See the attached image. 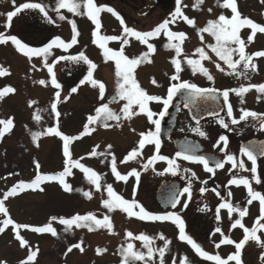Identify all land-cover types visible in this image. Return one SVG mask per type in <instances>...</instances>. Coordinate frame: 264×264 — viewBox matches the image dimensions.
<instances>
[{"label":"snow or ice","instance_id":"snow-or-ice-1","mask_svg":"<svg viewBox=\"0 0 264 264\" xmlns=\"http://www.w3.org/2000/svg\"><path fill=\"white\" fill-rule=\"evenodd\" d=\"M176 8L170 14V18L163 20L157 26L149 31L136 30L126 24L124 18L112 7L98 5L96 0H56L55 11L57 13L59 20H67L71 26L72 36L70 41L66 42L61 37L56 36L47 45L43 47H31L24 43L16 35L7 34L5 32H0V45H7L11 43L16 51L31 61L34 57H39L42 60V65L47 69L50 80L41 79L34 81V83L40 84L41 86L47 87L50 83L52 87L57 89L55 92V97L50 105V114L54 117L56 123L54 126L44 128L42 131H30L31 139L35 146L39 147V140L44 136H56L60 138L63 142L62 155L63 168L62 170L55 173H44L41 171V164L39 161H34L35 175L30 181L19 180L10 189L5 191L0 198V214H2L3 219L0 220V234L4 233L9 227L12 228L14 232V238L19 242L21 248L28 249V255L25 259L21 260L19 264H35L36 258L39 253L38 247L33 248L29 241H27L22 235L21 230H29L38 234H51L53 237H57L58 233L56 228L53 226L54 223H59L64 226V231L69 232L75 229L86 228L89 232L96 231L98 229H107L109 234L115 235L114 225L111 221L109 215H104L102 219L97 218L95 213L89 212L86 214H74L70 217L64 216H52L49 221L43 226H33L29 224H22L16 222L10 215L9 209L5 202L9 198L15 197L24 191H39L43 193L45 188L43 185L48 183H57L61 189L66 193H71L73 191L81 192L82 195L87 199H92L91 191H84L83 189L76 188L68 182V178L74 175V169L79 170L83 174V178L94 187V189L99 192L102 188L107 194V199L101 201L102 207L107 209L108 212H113L115 210H120L125 213L129 218H136L141 221H151V222H165L169 221L175 224L178 228L177 239L187 243L193 251L202 259L206 261L214 262V264H244L243 262V249L248 244L249 241H254L258 246L264 248V239H261L262 233H264V194L259 191H255L252 188V181L256 184L262 182L261 176L257 172V158L258 156H264V142L258 144H252L242 146L240 149L241 156H246L249 161H251L252 167L250 169L246 168L245 163L242 159H238L234 154L227 153L228 147V137L221 135L217 142L213 145L215 148L225 153L224 160H214L210 159L204 155L195 154V149L189 150L184 149L183 151L176 152L174 157H168L160 153L162 147L161 141V124L166 115H169V107L173 105V100L179 95L183 98V107L192 108L197 105L198 100H217V93L222 95L224 106L227 109V116L231 118V124L236 125L242 121L247 120L249 117L253 119H260V129L264 130V114L256 113L251 110L241 109V115L237 119L233 114V107L229 102L230 93H235L239 97H243L245 93L255 88L259 93L264 94V84L259 85H249L247 87L241 86L236 89H225L218 90L215 88H202L196 83H192L188 80H183L181 78V72L183 71L182 65L185 63L192 69L193 75L197 72L207 77L209 81H213L214 77L210 74L209 70L203 66V61L210 60L211 57L205 51L209 49L216 57L223 61L227 65L228 69L231 71L227 74L229 75H246L247 71L251 69L252 71L257 70V65L253 63L254 58L264 57V50L256 51L254 53H247V44L254 42L257 33L264 34V24L255 22L253 19L246 16H242L239 11L237 0H217V5L223 9L230 10L231 15H225L221 13L216 19L208 20L204 27H197L196 21L193 18H189L182 10L181 2L182 0H175ZM204 0H196V5H200ZM261 4H264V0H260ZM13 10L6 13V22L4 24L5 29L11 27L13 18L18 14L26 10H38L43 16L48 20L49 23H55L51 17L48 16L47 8L48 6L40 3L33 2V0H26V2L17 4L16 0H12ZM186 7V5H185ZM66 9L67 12L72 13L74 16L86 15L92 23L95 25V29L92 32L93 43L97 45L102 50V56L104 62L109 61L114 63V75L116 77V88L114 95L107 100L106 103H101L95 108L94 114H89L86 118V123L83 126V131L76 136L64 134L59 127V120L61 113L58 111V104L61 102V84L57 81L56 73L54 67L61 60H72L77 63L83 62L88 65L87 75L83 80L80 81L81 84L89 83L93 88H98L99 99L104 101L106 93V85L99 80L94 78V70L98 68V65L90 60L83 51L78 53L76 56H60L54 59L51 63L48 61V57L52 55L51 50L53 47L61 48L67 51L72 46L78 43V37L80 35L77 28L75 20L68 19L65 15L61 14V10ZM208 11L211 13L212 9L209 8ZM103 12L111 13L120 23L122 28V33L120 35H102L101 28L102 23L100 15ZM182 20L190 27H193L197 31L201 43L204 44L205 33L212 36L215 40L214 44H205L203 47H198L195 49L193 55L198 56V58L193 59L191 57L185 56L183 54V43L188 36L185 32L173 31L170 25L175 24L177 21ZM244 28L251 29V34L247 36V43L240 35L241 30ZM163 34L166 37L167 42L164 47L168 50H173L175 55L170 59V63L174 68L173 74L169 77L170 83L167 88V93L165 96L150 94L145 88H143L137 79V69L145 64L152 63V56L156 53V45L150 41L159 38ZM138 41L140 44L146 46V51L141 52L138 55H128L126 54V48L130 47L132 40ZM119 42V49H113L109 47L110 42ZM184 56L183 59L181 57ZM234 56H238V59H234ZM240 65H243L244 72H238L237 69ZM32 68L35 69L36 65L33 64ZM217 70L224 72L225 69L221 67L219 63L216 64ZM11 75L10 69L0 65V77ZM151 84L155 87H160L158 81L153 77L151 79ZM16 89L10 85L4 86L0 89V100L9 94H14ZM72 93L77 92V88L71 89ZM64 101L68 97L63 98ZM259 99V98H258ZM122 102V103H121ZM38 102L36 100H29L28 106L33 107ZM121 104L119 111H116L110 107L111 104ZM157 103L161 104L163 107L159 112L153 111L151 104ZM243 103V100H241ZM177 111H179V105H176ZM45 109L36 108L33 112L32 119L39 124L43 119L41 113ZM223 111V108H221ZM145 116L150 125L154 126L146 131L138 133L139 140L136 146L133 147L127 155L124 157L120 163L127 164L131 161H137L143 157V151L146 146H154L153 155L148 157L146 162L142 163L141 167L144 171L152 168L156 171L154 165L156 162H165L167 167L163 172H158V175H164L165 173H170L173 176L184 173H191L189 177H182L187 179L188 183L182 190L174 191L168 203L172 208H176L177 205L181 203V197L187 195V199L183 204V208L188 207V202L191 200V189L192 180L196 179L195 172L191 169H183L179 163L178 159H183L190 163H197L203 166L204 170L209 173H215L217 169H223L226 163H230L232 169L239 168L243 171H250L252 174V180L247 177H233L228 181L229 185L234 186H244L247 190L248 200L247 204L251 205L253 201H259L260 213L259 216L254 220L251 227L246 226L244 223V217L248 215V208H241L239 205H234L230 199L221 198V202L216 206L215 209V220L217 222V227L211 233L212 236L220 234L221 239L219 242H214L216 249H219L222 245H232L235 248L233 253H230L226 258L222 257L218 252L216 254H210L201 244H199L192 236L186 233V225L182 216L175 211H165L163 213H153L148 211L141 203L135 199L136 188L133 189V199H125L121 194L117 193L113 188L112 184L102 185L103 175L97 172L94 168L87 166L82 161L86 158L81 156L78 159H74L71 152V145L74 141L83 138V136L90 135L96 131V127L100 126L105 129L112 127H123V122L131 121L138 116ZM209 116L219 117L218 111H211L208 113ZM195 114L192 115V119L196 123V127L192 128V131L201 137L207 138V133L200 127V119ZM114 122V123H110ZM218 123L225 129L229 128V124L225 122L223 118L218 119ZM14 117H9L7 119H0V140L10 133L13 128ZM135 131V129H132ZM221 144L223 145L221 147ZM99 145L93 147V149L87 154V158L92 157H104L105 159L101 161L104 163L110 157L109 165L112 175L117 181L127 182L129 177H135L137 181V186L140 181L141 173L137 169L133 168L127 174H122L117 167V157L114 152H112L113 146L111 144L106 146L104 151H98ZM9 175H18V173H9ZM202 183H207L206 181ZM206 191L205 188H201L200 192L203 194ZM215 194L220 197L221 193L214 190ZM232 193H228V197H231ZM221 210H226L228 213L229 220L232 221L230 228H239L243 231V238L237 242L233 240L229 235H226L220 226L222 221ZM199 211L205 212L210 211L207 204L200 208ZM238 213V218H233V214ZM125 238L128 241L138 240L142 243V247L147 249V252L138 251L135 249V245L132 242L122 244L118 249L121 256V264H136L138 261H143L144 264H150L153 257L158 253L159 264H165V255L169 250V245L171 240H169L163 233L158 235L160 240L164 241L163 247L156 248L153 246L154 241L157 237H152L145 233H140L134 235L131 231H126ZM84 241L81 239L79 242L71 244L66 252L71 253L73 249H78L81 253L85 251L83 247ZM107 251L105 248H97V255H102ZM261 261H264V253L260 255ZM0 264H7L6 260H0ZM175 264V260L173 261ZM180 264H191L187 257H184Z\"/></svg>","mask_w":264,"mask_h":264},{"label":"flooded vegetation","instance_id":"flooded-vegetation-1","mask_svg":"<svg viewBox=\"0 0 264 264\" xmlns=\"http://www.w3.org/2000/svg\"><path fill=\"white\" fill-rule=\"evenodd\" d=\"M115 1H119L120 3H122V6H125L127 8L129 7L130 10L136 11L137 13L145 12L148 9L151 11L154 9H159L161 12L163 10L165 14H167L166 16H164L165 19H168L170 17L169 14L172 11V5H173L172 3L175 2V0H152V3H149V1L147 0H96V3L98 5L103 4V6L112 7L114 9L115 7H113V5L115 4L114 3ZM23 2H26V0H16L17 4ZM33 2H40L47 5L48 16L51 17L52 20L55 21V23H49L48 20L43 16V14H41L38 10H26L18 14L16 17H14L11 23V27L5 29L4 24L6 22V13L13 10V5H12V0H0V32L16 35L19 39H21L22 42L28 44L31 47H43L47 45L56 36L61 37L66 42L70 41L72 36L71 26L67 22V20L58 19L57 13L54 10L56 6V0H33ZM238 2L239 1L237 0V3ZM117 12L124 18L125 22L128 21L127 18L122 15L121 10L117 9ZM61 14L65 15L70 20H75L80 35L78 37V43L72 46L71 48H69L67 51L61 48L53 47V49L51 50L52 55L48 57L49 63H51L57 57L76 56L78 53L83 51L90 60H92L94 63L98 65V68L94 70V78L96 80L102 81L106 85L105 99L104 101H101L99 99L98 88H93L87 82L84 84L80 83V81L83 80L84 77L87 75V70H88L87 64L83 62L77 63L72 60H61L59 63L55 65L54 71L56 73V78L57 81L62 86L61 89H59L61 93V102L58 104V111L61 113L59 120V127L66 126L67 131L69 132L68 135L76 136L83 131V126L86 123V117H87L86 114L87 112L85 111L86 102L85 101L82 102L81 98L85 97L86 94L89 91H91L90 93H88L89 95H94L96 93L95 94L96 97H94L96 100L93 101L95 102V105L99 106L101 103H106L107 100L110 99L111 96L114 95L115 93L116 77L114 75V71H115L114 63L111 61L107 63L104 62L102 56V50L97 45L91 43L90 41H88V43H86L85 45L81 44V41H84V39H86L88 33L87 29L89 28L90 30L95 25L81 23L80 26L78 19H76V16H74L72 13L67 12L66 9H62ZM101 14L102 15L109 14L107 15V17H109L108 21H106L107 24L112 23L113 20L118 21L111 13L103 12ZM62 25H64L65 28H63ZM115 25L116 26L114 30L120 29L121 30L120 33H122V28L119 21L118 23L115 22ZM133 25H135L134 22ZM102 28L104 27L102 26ZM93 31L94 28L93 30L92 29L90 30L88 38L92 39ZM68 32L70 35V39L66 38ZM63 33H65L66 35H64ZM101 34L107 35L105 28L103 29ZM80 37L81 39H79ZM159 40L160 37L151 41L156 45L157 48L156 53L153 55L155 59H152L153 61L152 63H148L147 65L145 64L141 65L137 69L136 75L141 86L145 88L149 93L151 92L150 94L165 96L167 93V88L170 83L169 80L170 76H167V78L164 79V76L163 75L161 76L160 73L159 74L156 73L153 75L154 78L160 84V87H155L152 84L148 85L147 77L145 76V74L147 73L146 72L147 68H151V66L155 67L157 64V60L159 61L162 56L168 57L169 60L168 62H170V59L174 56L172 50H169L168 53H166L165 50H162L160 48L161 46L159 45ZM132 41L134 43L137 42L134 39ZM250 44H247L246 47V52L249 54L256 52L255 50L254 51L250 50L251 48ZM108 46L113 49H119L120 43L114 41V42H110ZM131 46L132 43H130V47L126 48V54L130 56L137 55L135 54V50H134L135 48H137L139 52L141 51L140 50L141 47L145 49L141 44H139L137 47L134 48ZM89 51H93V53L95 52L94 59L89 57ZM11 54L14 55L13 61L12 60L10 61L9 59V57H11ZM16 57L25 62L26 73H24L22 76L24 80L27 79L29 81V79H31L32 82L41 79L50 80L47 69L44 68L42 65L41 58L34 57L31 61H29L28 58L18 53L15 47L11 43H9L7 45H0V65L9 68L11 72V75L0 77V89L6 86L4 83L7 84H9V82L12 83L11 82L12 78L15 77V75L18 77V75L20 74L19 72H16L17 71L16 69L20 67V65L18 64V60L15 59ZM258 62H259L258 58H254L253 63L256 64ZM17 64H18V68L16 67ZM33 64L36 65L35 69L32 68ZM158 64L159 66H161L162 63L159 62ZM169 65H171L172 70L174 72V68L172 64L170 63ZM25 69L21 68V70H25ZM237 71L244 72L245 70L243 68V65H240ZM224 72L220 71V75L218 77H215L213 81H209V80L206 81L203 79L204 78L203 75H199L197 77L201 76L200 77L201 80H199L200 83H196V84L202 88H215L221 90V92L222 90L225 89H236V88H240L241 86L247 87L249 85L264 84V82L261 83L257 81L259 80V77L256 71H252L251 69H249L246 75H237L235 80H238L239 85L238 87L232 88L229 86L228 82H230L232 85L234 83L233 82L234 80H228L227 77L228 75H226ZM188 74H189V79L187 80L189 81H194L197 78L196 74L193 75V72ZM183 75L186 76V74ZM106 77L109 78V81L106 80L107 79ZM41 88L44 94L43 99H45L46 94H48L49 97L51 94L50 100H54L53 98L55 97V92L57 91V89L52 87L50 83L48 84L47 87L41 86ZM72 88H77V92L72 93L71 92ZM217 95L219 99L215 100L212 103V109L210 110V112L218 111L219 117H214L209 115L204 117L203 113H194L196 116L202 117L200 119V127L202 130H204L207 133V138L201 137L192 131V128L196 127V123L192 119L193 114H191L190 111L185 109L183 106L181 107L180 113L177 115L178 117L175 121L173 128L167 127L168 129L163 132L162 125L164 120L162 121L161 137H160L162 141V147L160 153L162 155L171 158L174 157L176 152L178 151H183L184 149H189V150L195 149L196 150L195 154L204 155L208 157L210 161L224 160L226 154L221 152L219 148L213 147V145L217 142L218 138L221 135H225L228 137L227 153L234 154L237 156L238 159H242L245 163L246 168L250 169L252 167L251 161H249L246 156H241L240 149L242 146L249 145L250 142L252 144H258L260 142H264V130L260 129V119L259 118L253 119L249 117L247 120L242 121L236 125L231 124V118L227 116V109L224 106L222 95H220L219 93H217ZM6 97H4L3 99H9L10 95ZM64 97H68V99L64 101L63 99ZM13 98H15V96H13ZM43 99L41 98V100ZM178 100H179V95L173 100V104H175ZM241 100H243V103H241ZM229 102L233 107V114L237 119H239V116L241 115V111H240L241 109H247L254 111L256 113L264 114V94L259 93L255 88L245 93L242 98L237 96L235 93H230ZM50 105H48L49 108ZM61 107L62 110H60ZM110 107L116 111H119L121 104L114 103L111 104ZM151 107L153 111L159 112L163 106L161 104L153 103L151 104ZM75 108L84 110V113L82 112L83 113L82 115H78ZM172 108L173 105L169 107V110ZM221 108H223V111H221ZM208 113L209 112H207V114ZM0 114L3 117L4 114L2 113ZM14 115L16 117L18 116L19 120L23 118L21 116V113H19L18 111H16ZM32 116L29 120H26L27 122H23V123L18 122L17 127L22 124V126L24 127L23 130L25 129L31 130L32 128L30 125L32 123L38 125L39 128L42 129V128L50 127L52 122H54L52 126H54L56 123L54 117L50 113H48L46 117L43 115L42 117L44 118L41 120L39 124H37L32 119ZM219 118H223L225 122L229 124V128L227 129L223 128L218 123ZM110 123H114V122H110ZM153 127L154 126L149 124L146 117L141 115L132 119L131 121L123 122V127H112L109 129H105L103 127L97 126L95 132H93L90 135L83 136V138L76 140L73 143L77 141H80L81 143L83 142L82 145L84 147L85 144L87 143L89 145L90 138L91 139L94 138L93 140L95 139L99 140L100 142V144H98L99 146L101 145L104 146L103 150L102 147H99L98 151H104L106 149L105 146L111 144L113 146L111 151L115 153L117 159L119 157L124 158L126 156L125 151L129 152L133 147L136 146V143L140 138L138 133L142 131H146L147 129ZM132 129H135V131H132ZM74 130H80V133L77 134L75 133ZM129 136H132L133 144L127 142L128 140L130 141V139H127ZM85 139L87 143L84 142ZM124 140L127 142V145L122 144ZM92 143H90V147L92 146ZM222 146L223 145L221 144V147ZM93 147L94 146H92V149ZM86 148H88L87 145ZM153 152H154V146L149 145L145 147L143 151V155L151 154L152 156ZM148 157L145 158L144 162H146ZM87 159H89V161L95 162L93 167L92 166L89 167H92L97 171V169L100 166V161L98 157H92ZM177 162L179 163L181 170L191 169L192 172H195L197 177L196 179L192 180L191 200L190 202H188V207L186 209L183 208V204L187 199L186 194L184 197H181V203L177 205L176 208H172L168 202L166 204H163L159 201V199H157L158 191L161 185L164 183L167 182L172 183L170 185L171 194L174 191L182 190L183 187L187 185L188 183L187 179L182 177H189L191 176V173H184L183 171H181V174L177 176H173L170 173L159 175L161 179L158 177L159 179L156 181V183L152 188V191H154L153 193L154 195H151L153 197L152 198L153 201L148 200V206H145L142 203V201L146 199H144V194H143L144 191L142 192L141 189L142 179L140 178L138 186L136 181L135 199L139 203H141L148 211L153 213H163L165 211L178 212L185 221L186 233L188 235L192 236L199 244L202 245L204 250H206L210 254H216L218 252L222 257L226 258L230 253H233L235 251V248L232 245H222L219 249L215 248L214 242H219V240L221 239L220 234H216L215 236L211 235L215 227H217V222L215 220V209L216 206L221 202L222 197L226 199H230L234 205H239L241 208L247 207L248 215L244 217V223L246 224V226L251 227L253 225L254 220L259 216L260 213L259 201H253L251 205H248L247 204L248 195L246 188L244 186L237 187L234 185H229L228 181L233 177H247L249 178V180H252V174L250 173V171H243L239 168L232 169L230 163H226L223 169H217L213 174L206 172L203 166L200 164L190 163L188 161H184L183 159H178ZM154 167L156 171H153L152 168L149 169L152 171V173L156 175L158 172H163L164 169L167 167V164L165 162H156ZM142 172H144V170H142ZM257 172L261 176L262 182L260 184H256L255 181H252V188L255 191H259L262 194H264V156H258L257 158ZM131 179H135V177L131 176ZM204 181H206L207 183H202ZM122 182L123 181H119L118 185H121ZM124 185L125 188L123 189V192L119 194H121L125 199L132 200L134 188L132 189L131 187H129L130 180L128 179L126 183L124 182ZM202 187L206 189V191L203 194H201L200 192V189ZM214 190L219 191L221 193V196L218 197L215 194ZM229 192L232 193L231 197H228ZM205 204H207L210 211H205V212L199 211V209L204 207ZM164 205H167L168 209L163 208ZM118 212L124 215L126 221H128L127 225L135 226L136 228H139L140 231L138 234L145 233L152 237H157L153 244L154 247L159 248V247H163L164 245V241L158 238V235L160 233H163L169 240H171V244L169 245V250L170 248H176L178 249L179 254L177 253L178 256L174 254L175 256L171 257L169 261L166 259L168 254L165 255V264L168 263L173 264L174 260H175V264H180V261L184 257H187L188 260L191 262V264H214V262L206 261L200 258L187 243L177 239L178 228L175 224L169 221L151 222V221H141L134 217L129 218L125 213H123L120 210H117V212L113 214V217H111L112 223H113V218L117 216ZM221 216H222V221L220 226L222 227L224 233L226 235H229L233 240L239 242L243 238V231L239 228L236 229L230 228L232 221L229 220L228 213L226 210H221ZM233 218L234 219L238 218V213H234ZM129 221L131 222V224H129ZM260 235H261V239H264V233ZM128 242L134 243L136 250L145 253L147 252V249L142 247V243L140 241L138 240L128 241L125 238L124 244L126 245V243ZM113 245L114 247L111 248V251L119 255L118 249L120 248L121 244L119 245L113 244ZM261 253H264V248L258 246L254 241H249L248 244L243 249L242 258L244 264H264V261H261L260 259ZM156 256H157V260H159L158 253ZM154 262L155 260H152L151 264H155ZM136 264H144V262L138 261L136 262ZM231 264H234V262H231Z\"/></svg>","mask_w":264,"mask_h":264},{"label":"rangeland","instance_id":"rangeland-1","mask_svg":"<svg viewBox=\"0 0 264 264\" xmlns=\"http://www.w3.org/2000/svg\"><path fill=\"white\" fill-rule=\"evenodd\" d=\"M147 1H149V3H152V0ZM238 1V4L240 5V8H238L239 11L242 13V16H246L258 23L264 24V4H261L260 0ZM222 2L223 0H221V3ZM114 3V9L116 11L117 9L121 10L122 15L127 18L128 21L126 22V24L140 31H149L153 29L155 26L165 20L164 16L167 15L163 10L161 12L159 9H154L152 11L148 9L145 12L137 13L136 11L130 10L129 7L127 8L125 6H122V3H120L119 1H115ZM173 4L174 5H172V11L170 12V14L175 10L177 6L176 2H174ZM99 5L103 6V4ZM194 5H196V0H182L181 2L183 12L189 18L195 19L197 27H204L208 20L216 19L221 13L229 16L231 15L230 10L223 9L217 5V0H204L202 4L197 5L195 7ZM209 8L212 9L211 13L208 11ZM107 15H100L101 23L102 26L105 28L106 34L120 35V29L114 30L116 26L115 22L118 23V21L113 20L114 22L112 21V23L107 24L106 21H108L109 19ZM76 19H78L80 26L81 23L89 25L93 24L92 21L86 15L76 16ZM133 22L135 25H133ZM62 27L65 28L64 25H62ZM170 27L173 31L185 32L187 34L188 39H186L182 45L183 54L193 59L198 58V56L193 55L196 48L203 47L205 44L215 43L214 38L209 34L205 33L203 34L204 44H202L199 36L197 35V31L193 27L187 25L182 20H179L175 24L170 25ZM93 28L95 29V26ZM93 28L91 29L93 30ZM104 28H101V33ZM90 30L89 28L87 29L88 33L86 39L88 40L84 39V41H81L82 45H85L86 43H88V41L93 43V37L92 39L88 38ZM63 34L66 35L65 33ZM250 34L251 29L249 28L242 29L240 33L241 37L245 39V41H247V36ZM161 36H163V34H161ZM66 38L70 39L69 32L68 35H66ZM79 39H81V37ZM131 43V47L133 48L137 47L140 44L138 41L135 43L131 41ZM142 46L146 49L145 45ZM250 47L251 51L264 50V34L257 33L254 42L250 44ZM145 49H143L142 47L140 48V50ZM161 49L166 50V53H168L167 49L162 47ZM134 50L135 54L138 55L139 51L137 50V48H135ZM205 51L208 53L211 59L205 60L202 63L203 66L209 70L210 74L214 78L220 75V71L216 68V64L219 63L221 67L225 69L224 73L228 75V80H234V83L232 85L230 82H228L229 86L232 88L238 87L239 82L238 80H235L237 75L227 74L231 71L230 69H228L227 65H225L223 61H220L216 57V55L212 53L209 49L206 48ZM172 53L175 55L173 50ZM94 56L95 52L93 53V51H89V57L94 59ZM13 57L14 55L11 54V57H9L10 61H13ZM183 58L184 56L181 57V59ZM15 59L18 60V64L20 65V67L18 68L17 64L16 67L18 69H16V72H19L20 74L18 75V77L15 75V77L12 78V83L9 82V84H4L6 86L11 84V86L15 89L17 86L15 92L16 94H9V99L0 100V113L4 114L3 117L0 114V119L14 117L15 124L13 130L10 133L6 134L2 140H0V198H2V195L5 191L10 189L19 180L30 181L34 177V161H39V163L41 164L42 172L55 173L62 170L64 159L62 155L63 142L60 138L56 136H44L40 138L39 147L37 148L31 139L30 131H42L44 128L40 129L38 125L32 123L30 125L32 128L31 130H23L24 127L22 126V124L18 126L19 128L17 127L18 122H27L26 120H29L31 118L36 108L45 109V111H42V116L44 115L46 117V115L50 113V108L48 105H50L53 100H50L51 94L50 97L48 94H46L45 99H43L44 94L42 92L40 84L32 82L31 79H29V82L27 79L24 80L22 78L23 74L26 73L25 62L17 57ZM152 59H155V57L152 56ZM234 59H238V56H234ZM168 61V57L162 56L159 61L157 60V64L155 67L151 66V68H147V73L145 74V76L147 77L148 85H151L150 81L154 77L153 75L156 73H160L161 76L163 75L164 79H166L167 76H171L173 74L172 67L171 65H169L170 62ZM258 61L259 62L256 63V73L259 77V80L257 81L263 83L264 57L258 58ZM159 62L162 63L161 66H159ZM184 67H186V65H184ZM21 68L25 70H21ZM184 71L185 70H183L181 73V78L183 80H187L189 79L188 73L191 72ZM183 74H186V76H184ZM199 75L202 74L197 72L196 77ZM200 77H197L194 81L190 82L200 83ZM203 79L206 81L208 80L206 76H204ZM106 80L109 81V78H107ZM90 92L91 91H89L88 93ZM88 93L85 97L81 98L82 102H86L85 111L87 112V116L89 114H94L95 108L98 107V105H95V102H93L96 100L94 98L96 97V93L94 95H89ZM13 96H15V98H13ZM41 98L43 100H41ZM29 100H36L38 103L33 107H29ZM60 110H62V107L60 108ZM75 110L77 111L78 115H82L84 113V110L78 108H75ZM16 111L21 113V116L23 117L21 120L18 119V116L16 117L14 115ZM53 123L54 122L51 123V126ZM60 130L66 135L69 134L66 126L60 127ZM74 131L77 134L80 133V130ZM93 139H89V145L85 139L84 142L87 144H85L84 147L82 145L83 142L81 143L80 141H77L73 143L72 146H70L72 155L74 152L73 158L78 159L81 156L86 157L87 154L92 150V146L100 144L99 140ZM127 139H130V141L128 140L127 142L133 144L132 136H129ZM127 142L124 140L122 144L127 145ZM90 143H92L91 147ZM86 145L88 148H86ZM100 147H102L103 150L104 146L101 145ZM127 153L128 151H125L126 155ZM148 156H151V154H145L142 158L138 159L137 161H131L127 164L120 163V161H122L124 158L119 157L117 159V167L122 174H127L133 168H138L137 170L140 171V178L142 179L141 189L142 192L144 191V199H146L143 200L142 203L145 206H148V200L153 201V197L151 195H154V191H152V188L156 181L159 178L161 179L159 175H155L150 169L142 172L143 168L141 167V165L145 161V158ZM82 162L92 167L95 163L89 161V159L87 158H85ZM73 171L74 175L68 178V182L73 186L74 189L80 188L84 191H91L92 199L89 200L85 198L81 192L77 191L66 193L61 189V187L57 183H48L43 185V187L45 188V191L43 193L39 191L33 192L29 190L24 191L15 197L9 198V200L6 201L5 204L9 209L11 217L18 223L29 224L33 226L45 225L52 216L70 217L77 213L83 215L92 212L96 214L97 218L102 219L104 214L107 212L105 215L113 217L114 213L110 215V213L106 211V209L103 208L101 204V201L103 199H107L106 192L104 190L97 192L94 187L83 178V174L79 170L74 169ZM97 171L99 172L100 169L98 168ZM9 173H18V175H9ZM129 180V187L133 189L136 186V179H131L130 176ZM118 183L119 181L116 180L115 183L112 185L117 193H121L123 192L125 185L124 182H122L121 185H118ZM2 219L3 216L2 214H0V220ZM127 222L128 221H126L124 215L118 212L117 216L113 218L114 231L116 233L115 235L109 234L108 230L104 228L92 232H89L86 228H74L69 232H65L64 226L60 225L59 223L53 224L58 233L57 237H53L51 234L48 233L38 234L29 230H21V235L27 241H29V244L33 248L38 247L39 249L35 264H121L119 256L111 251V248L114 247L113 244H124L126 231H131L134 235H137L140 231L139 228H136L135 226L127 225ZM129 224H131L130 221ZM81 239L84 241L83 247L85 248V251L81 253L78 249H73L71 253H68L65 256L67 248L71 244L79 242ZM97 248H105L107 249V251L102 255H97ZM177 253L179 254L178 249L170 248V250L166 253V255L168 254L166 259L169 261L171 257L175 256L174 254L178 256ZM27 255L28 249L20 247L19 242L14 238V232L11 227L6 229L4 233L0 234V260H6L7 264H19V262L25 259ZM156 255L153 257V260H155V264H159V260H157ZM151 263L152 262H150V264Z\"/></svg>","mask_w":264,"mask_h":264},{"label":"water","instance_id":"water-1","mask_svg":"<svg viewBox=\"0 0 264 264\" xmlns=\"http://www.w3.org/2000/svg\"><path fill=\"white\" fill-rule=\"evenodd\" d=\"M218 97V95H217ZM219 99V97L217 98V100ZM215 100H211V99H207V100H198L197 101V105L195 107L192 108H185L187 110L190 111L191 114L194 113H203L204 117L208 116L207 112H210V110L212 109V103ZM176 105H179V111H177ZM183 106V98L181 96H179V100L173 105V109L168 110L169 111V115L165 116V119L163 121V125H162V131H166L169 127L173 128L175 121L177 119V115L180 113L181 111V107ZM168 127V128H167ZM172 183H164L161 185L158 194H157V199H159V201L163 204H166L171 196L170 193V185ZM170 205V204H169ZM163 208L168 209L167 205H164Z\"/></svg>","mask_w":264,"mask_h":264},{"label":"trees","instance_id":"trees-1","mask_svg":"<svg viewBox=\"0 0 264 264\" xmlns=\"http://www.w3.org/2000/svg\"><path fill=\"white\" fill-rule=\"evenodd\" d=\"M173 4V3H172ZM174 5V4H173ZM167 42L166 38H161L159 40V45L162 47V48H165L164 47V44ZM166 49V48H165ZM147 49L145 50H141L139 52V54L143 51H146ZM168 50V49H167ZM166 51V50H165ZM169 51V50H168ZM184 65H186V67H184ZM184 65H182L183 67V70H185L186 72L189 71V72H192V69L185 63ZM186 68V69H185ZM184 71V72H185ZM182 73V72H181ZM99 161H100V166H99V173H101L103 175V180L101 181L102 185H106V184H114L116 179L115 177L112 175L111 171H110V165H109V162L111 158H108V160H105L104 163H101L102 160H104L105 158L104 157H98ZM101 190H104V188H102ZM115 212H117V210L113 211V212H109L110 215L111 214H115ZM107 213V212H106ZM105 213V214H106ZM104 214V215H105ZM119 258H120V262H121V256L120 254L118 255Z\"/></svg>","mask_w":264,"mask_h":264}]
</instances>
